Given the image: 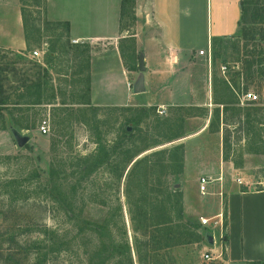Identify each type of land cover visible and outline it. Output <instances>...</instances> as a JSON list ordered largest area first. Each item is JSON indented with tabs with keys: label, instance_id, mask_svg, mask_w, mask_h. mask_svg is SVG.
<instances>
[{
	"label": "rangeland",
	"instance_id": "obj_1",
	"mask_svg": "<svg viewBox=\"0 0 264 264\" xmlns=\"http://www.w3.org/2000/svg\"><path fill=\"white\" fill-rule=\"evenodd\" d=\"M44 1L18 0L26 48L0 47L7 95L0 106V264H222L203 257L210 243L218 247L219 228L199 222L217 212L218 199L224 233L231 187L263 186L264 72L257 60H264V38L255 32L216 40L226 65L214 73L218 109H209L210 99L165 105L161 113V106L140 103L96 105L86 78L89 58L103 44L73 41L64 22L46 18ZM244 1L251 19L253 4ZM132 11L129 2L128 23ZM33 49L37 57L29 55ZM122 56L138 79L136 47L128 44ZM253 57L249 75L242 65ZM25 76L33 80L28 86ZM243 89L260 99L241 100ZM43 118L47 133L38 130ZM17 135L26 142L19 145ZM131 156L142 160L134 166ZM201 175L221 179L202 194ZM193 230L199 236L189 241Z\"/></svg>",
	"mask_w": 264,
	"mask_h": 264
},
{
	"label": "crops",
	"instance_id": "obj_2",
	"mask_svg": "<svg viewBox=\"0 0 264 264\" xmlns=\"http://www.w3.org/2000/svg\"><path fill=\"white\" fill-rule=\"evenodd\" d=\"M121 1H44L46 18L67 21L71 39L103 44L89 58L90 102L160 107L197 100L207 105L210 99V110L212 104L222 107L212 96L214 73L222 72L215 42L240 33L241 0H130V23L124 18L128 3L122 10ZM128 44L144 59L142 91L132 89L135 80L124 64L122 51ZM0 47L26 48L18 0H0ZM261 183L257 188L234 185L225 196L224 233L220 230L218 247L210 243L211 235L206 248L222 264H264L263 179ZM215 210L220 211L218 199Z\"/></svg>",
	"mask_w": 264,
	"mask_h": 264
},
{
	"label": "trees",
	"instance_id": "obj_3",
	"mask_svg": "<svg viewBox=\"0 0 264 264\" xmlns=\"http://www.w3.org/2000/svg\"><path fill=\"white\" fill-rule=\"evenodd\" d=\"M130 0H122L121 1V7L122 10L125 7L126 3H129ZM247 2H250V4H253V6L251 7V19H249V16H247L246 14V10H248V7L245 6V1L241 0L240 1V5H241V17H240V36L242 39H248V38H253L255 32H259L260 37L264 38V26H248L246 23L253 21V22H262L264 23V2L260 1V0H248ZM21 14H22V21H23V25L25 28V18L23 17V12H22V8H21ZM56 22H64L65 27H66V31L68 32V22L67 21H56ZM250 53L249 51L246 52V54ZM254 54V53H252ZM254 61L256 62V57L250 58V59H245L244 60V64L242 65V67L244 68V70H246L248 72L249 75H252L255 72V68H253ZM258 66L260 72H264V60L263 58H258ZM89 65V64H88ZM239 73V72H237ZM31 77H23L22 80V85L24 86H28V81L33 82V80H31ZM87 90L89 92V74L87 75ZM2 80L0 79V106H2L6 100H7V95L5 94V90L3 87V83L1 82ZM179 147V145H175L174 148ZM134 156V155H133ZM133 156H131L128 160L127 163L131 160H133ZM140 160H142V158H135L132 161V164L135 166L136 164H138L140 162ZM145 195V194H144ZM180 197H176V204H179V211L182 213V208H181V204L179 203ZM144 215H146V213L144 212ZM200 224V222H199ZM197 226V223H196ZM194 226V227H196ZM191 235V240L189 241H194L197 240L199 234L196 231H192L190 233Z\"/></svg>",
	"mask_w": 264,
	"mask_h": 264
},
{
	"label": "built area",
	"instance_id": "obj_4",
	"mask_svg": "<svg viewBox=\"0 0 264 264\" xmlns=\"http://www.w3.org/2000/svg\"><path fill=\"white\" fill-rule=\"evenodd\" d=\"M73 41H78V39H72ZM200 53L203 52V50L199 51ZM29 55L31 57H37L39 55V51L37 49H33L29 52ZM264 66V65H263ZM221 70L222 72H224L226 70V65L222 64L221 66ZM241 100H245V101H250V102H255L258 101L260 99V94L257 91H253V90H245L243 89L241 91ZM164 108H162V106L158 109V112L161 113L163 112ZM38 130L41 133H47L49 131V126H48V122H47V118H43L40 120L39 124H38ZM221 179V177L219 178H211L210 175H201L198 177V190L200 193L205 194L209 192V188L212 186V183L214 180H218ZM236 181L237 183H241L244 184L248 187H250L249 185V181L247 180H243L241 177H236ZM257 183H261V181H257ZM263 184V183H261ZM219 194V197L222 198L223 195V191L222 189L219 190V192H217ZM219 198V199H220ZM222 216L223 213L222 211H218L215 214H213L212 216H201L200 217V224L201 225H206V226H212V227H218L219 230H222ZM214 253L211 250H206L203 253V257L206 260H211L214 259Z\"/></svg>",
	"mask_w": 264,
	"mask_h": 264
},
{
	"label": "water",
	"instance_id": "obj_5",
	"mask_svg": "<svg viewBox=\"0 0 264 264\" xmlns=\"http://www.w3.org/2000/svg\"><path fill=\"white\" fill-rule=\"evenodd\" d=\"M138 69H139L140 74H139L138 79L135 80V83L133 85V89L136 92L142 91L144 89V85H143L144 78H143V73H142L144 70V59H143V56L141 54L139 55V58H138ZM24 142H26V136L17 135V143L19 145H22ZM208 241H212L211 235L208 236Z\"/></svg>",
	"mask_w": 264,
	"mask_h": 264
}]
</instances>
